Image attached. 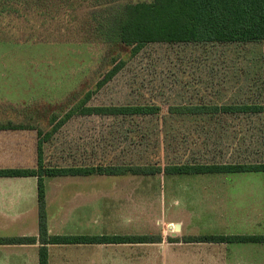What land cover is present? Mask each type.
Returning <instances> with one entry per match:
<instances>
[{
  "label": "rangeland",
  "instance_id": "obj_1",
  "mask_svg": "<svg viewBox=\"0 0 264 264\" xmlns=\"http://www.w3.org/2000/svg\"><path fill=\"white\" fill-rule=\"evenodd\" d=\"M120 1L137 3L152 0ZM88 14L89 9L83 7L75 14V27L73 17L62 26L54 23L50 28L40 30L36 39L28 44L24 38L29 34L23 30L20 36L10 40L12 42H0V108L10 110L11 114L16 110V120L32 126L35 132L37 129L42 135L51 132L55 125L52 118L62 119L89 93H92L89 106L154 104L162 108L163 117L170 105L253 102L259 96L264 42L204 47L152 45L133 56L129 47L109 45L99 36H91L82 30ZM121 61L126 62L125 67L113 80L99 88V83ZM116 121L99 116L74 117L46 143L45 166H85L115 159L130 160L133 141L127 131L132 126ZM194 124L176 125L179 127L177 132L183 134L180 140L182 154L195 148L181 159H190L192 153L198 152L196 157L221 162L234 161L238 157L259 158L258 118L241 122L224 120L217 125L221 132L211 146L204 140L202 145L200 142L196 147L190 146L184 132L193 129ZM235 136L237 138H233ZM204 151H208L206 156ZM171 157V160L178 158L175 155ZM162 163L165 164L164 157ZM162 176L164 179V174ZM207 177L210 181L216 179L217 185L224 178L232 180L231 191L242 194L238 201L246 206L249 218L263 220L259 228L248 224L245 232L264 234V173L184 176L174 178L173 182L185 179L182 183L176 182L175 186L168 178L162 191L159 186L152 189L160 191L166 198L164 208L169 217L182 209L172 203L173 196L177 194L180 196L177 197L180 199L178 204L223 201L221 196L205 192L208 189ZM105 179L111 181L110 178ZM53 213V218H57L59 207ZM51 221L53 223V219ZM192 229L196 234L207 232L205 226H193ZM38 232L37 223L29 219L24 225L0 227V238L21 237L23 234L32 236ZM64 232L63 226L48 227L50 235H65Z\"/></svg>",
  "mask_w": 264,
  "mask_h": 264
},
{
  "label": "trees",
  "instance_id": "obj_2",
  "mask_svg": "<svg viewBox=\"0 0 264 264\" xmlns=\"http://www.w3.org/2000/svg\"><path fill=\"white\" fill-rule=\"evenodd\" d=\"M83 7L89 9V14L82 24V30L89 32L91 36L94 34L99 36L109 45L129 47L133 56H137L152 45L204 47L264 42V0H152L137 3L120 0H0V42H12L10 40L20 36V31L23 30L29 34V37L24 38L25 44H28L36 39L40 30L55 24L60 26L67 24L72 17L75 27V14ZM125 65V61L116 65L99 83V88L113 80ZM261 74L260 93L258 98L254 99L256 101L222 105L209 103L170 105L164 117L162 108L154 104L89 106L87 104L92 93L87 94L78 104L71 107L62 119L53 117L52 122L55 125L51 132L43 134L44 137L37 129L39 140L36 168L0 169V177H37L39 203V236L0 238V245L39 243V264H49L50 245L155 242L156 239L152 236L50 235L46 212V178L92 175L153 176L161 173L167 175L264 173V55ZM76 116L112 118L117 120L116 122L131 125L132 128L127 131L133 141V150L130 151L132 154L128 157L130 160L115 159L113 162L85 166H45L46 143ZM253 118L260 121L261 150L257 160L238 157L229 162L211 161L204 160L205 157H196L200 152L192 153L193 157L190 159H181L195 148L182 154L180 140L183 134L177 132L179 127L176 125L195 123L193 129L184 132L190 146L196 147L200 142L202 145V140L211 146V143L215 144L221 132L217 128L218 124L226 119L241 122ZM6 127L0 123V129ZM204 152L203 155L206 156L208 151ZM173 155L178 158L171 160ZM163 157L165 164L162 163ZM188 240L213 243H264V235L200 236Z\"/></svg>",
  "mask_w": 264,
  "mask_h": 264
},
{
  "label": "crops",
  "instance_id": "obj_3",
  "mask_svg": "<svg viewBox=\"0 0 264 264\" xmlns=\"http://www.w3.org/2000/svg\"><path fill=\"white\" fill-rule=\"evenodd\" d=\"M14 111L11 114L10 110L0 108V123L7 126L0 129V169H34L38 163V133L32 126L24 127L22 121H17L18 113ZM161 174L46 178L48 227L63 226L65 235L70 236L156 239L154 243L142 244L50 245L49 264H264V243L188 240L200 236L264 235L245 232L248 224L259 228L263 220L249 218L246 206L238 201L242 194L231 191L232 180L224 178L217 185L216 179L210 181L207 177L205 192L221 196L223 201L178 204L180 196H173V205L182 209L168 217L164 208L166 198L152 188L159 186L162 191L168 178L175 186L185 180L173 182L178 177L199 175ZM155 201L156 205H152ZM58 207V217L53 218ZM29 219L37 223L39 231L38 178L0 177V227L24 225ZM193 226H205L207 232L196 234L192 232ZM27 236L31 235L21 237ZM32 236L38 237L39 232ZM39 250V243L0 245V264H39Z\"/></svg>",
  "mask_w": 264,
  "mask_h": 264
}]
</instances>
